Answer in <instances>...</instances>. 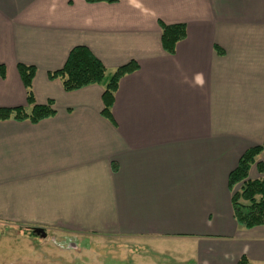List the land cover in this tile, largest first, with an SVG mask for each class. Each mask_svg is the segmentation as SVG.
I'll return each mask as SVG.
<instances>
[{"label":"crops","instance_id":"0c3cea01","mask_svg":"<svg viewBox=\"0 0 264 264\" xmlns=\"http://www.w3.org/2000/svg\"><path fill=\"white\" fill-rule=\"evenodd\" d=\"M160 21L185 25L172 54ZM76 45L108 72L137 63L110 120L103 85L48 77ZM17 63L55 113L0 120L1 222L112 236L129 264H264V225L237 224L227 186L264 142V0H0V108L27 105ZM148 250L159 258L140 259Z\"/></svg>","mask_w":264,"mask_h":264},{"label":"trees","instance_id":"16d2710c","mask_svg":"<svg viewBox=\"0 0 264 264\" xmlns=\"http://www.w3.org/2000/svg\"><path fill=\"white\" fill-rule=\"evenodd\" d=\"M88 2H116L117 0H86ZM161 28V45L164 51L172 54L175 45L186 34L183 23L166 24L159 22ZM218 52H220L218 50ZM137 68L135 61H129L108 72L102 62L84 45L73 46L63 65L48 72L50 79H58L65 91H72L90 84L103 85L101 114L111 119V107L119 79ZM16 69L26 95V107L0 108V120H29L36 123L52 116L55 111L52 100L37 104L32 94V78L34 66L17 63ZM0 75L3 67L0 65ZM264 151V142L248 147L239 157L236 166L228 173L227 186L230 190L232 213L237 224L244 228L264 225V176L249 178L248 171L255 165L259 172H264V161L256 157ZM238 185V188L236 186ZM236 264H251L245 256L239 258Z\"/></svg>","mask_w":264,"mask_h":264},{"label":"rangeland","instance_id":"374dc122","mask_svg":"<svg viewBox=\"0 0 264 264\" xmlns=\"http://www.w3.org/2000/svg\"><path fill=\"white\" fill-rule=\"evenodd\" d=\"M35 228L44 230L45 235L35 232ZM117 239L0 221V264H129L123 258L130 259V251L117 249L120 248L117 243L122 242ZM140 253L144 254L137 250L131 254L137 257ZM145 255L147 257L140 259L152 261L159 258L149 250ZM181 257L180 254L160 255L164 261H181Z\"/></svg>","mask_w":264,"mask_h":264},{"label":"water","instance_id":"95a60500","mask_svg":"<svg viewBox=\"0 0 264 264\" xmlns=\"http://www.w3.org/2000/svg\"><path fill=\"white\" fill-rule=\"evenodd\" d=\"M34 230H35V232H37V233H41V235H45L44 230H42V229H40V228H35Z\"/></svg>","mask_w":264,"mask_h":264}]
</instances>
